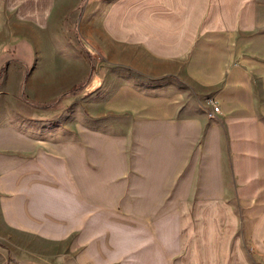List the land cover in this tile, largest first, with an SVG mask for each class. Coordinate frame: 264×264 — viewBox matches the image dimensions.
Instances as JSON below:
<instances>
[{
  "label": "crops",
  "instance_id": "0c3cea01",
  "mask_svg": "<svg viewBox=\"0 0 264 264\" xmlns=\"http://www.w3.org/2000/svg\"><path fill=\"white\" fill-rule=\"evenodd\" d=\"M153 2L123 5V135L18 121L0 53V264H264V0Z\"/></svg>",
  "mask_w": 264,
  "mask_h": 264
},
{
  "label": "rangeland",
  "instance_id": "374dc122",
  "mask_svg": "<svg viewBox=\"0 0 264 264\" xmlns=\"http://www.w3.org/2000/svg\"><path fill=\"white\" fill-rule=\"evenodd\" d=\"M229 2L208 0L209 9L223 6L225 12ZM152 4L153 0L1 2V7H15V29L8 31L14 48L3 44V32L0 38V53L14 51L17 56L11 115L28 121L46 112L47 125L56 132H76L79 127L123 135V111L110 107L123 87V5L133 9L127 20L135 21L142 19V8ZM135 9H140L138 15ZM73 87L77 89L69 92ZM6 234L0 224L2 255ZM28 242L38 252L59 251L35 240Z\"/></svg>",
  "mask_w": 264,
  "mask_h": 264
},
{
  "label": "built area",
  "instance_id": "2783aa9c",
  "mask_svg": "<svg viewBox=\"0 0 264 264\" xmlns=\"http://www.w3.org/2000/svg\"><path fill=\"white\" fill-rule=\"evenodd\" d=\"M203 109L206 112V115L209 119H214L215 116L219 113V107L212 98H208L203 103Z\"/></svg>",
  "mask_w": 264,
  "mask_h": 264
},
{
  "label": "trees",
  "instance_id": "16d2710c",
  "mask_svg": "<svg viewBox=\"0 0 264 264\" xmlns=\"http://www.w3.org/2000/svg\"><path fill=\"white\" fill-rule=\"evenodd\" d=\"M93 72V66L91 65V73ZM77 89V87H73L72 89H70V91L69 92H72V91H74V90H76Z\"/></svg>",
  "mask_w": 264,
  "mask_h": 264
}]
</instances>
